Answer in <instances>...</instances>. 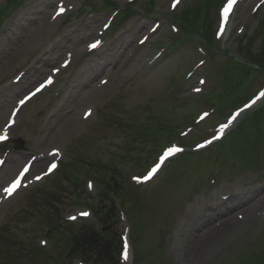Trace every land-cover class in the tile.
Returning <instances> with one entry per match:
<instances>
[{
  "label": "rangeland",
  "instance_id": "374dc122",
  "mask_svg": "<svg viewBox=\"0 0 264 264\" xmlns=\"http://www.w3.org/2000/svg\"><path fill=\"white\" fill-rule=\"evenodd\" d=\"M6 1L0 0V10L3 9ZM151 1L69 0L64 6L66 12L49 21L47 28H45V24L40 27L43 31H37L33 41L24 42L15 47L16 59L6 62L5 66L0 65V80H2L0 91L4 92L3 102L7 101V103L12 101L15 103L17 100L18 92L5 90L13 78L21 73L30 72V76L24 80L23 86H26V82H30L34 78L36 69L34 70L32 67L35 65L41 67V73L44 72L46 75L51 68L57 65L61 66L64 55L73 51L75 46L77 48L81 42H87L88 36L92 39L94 31L99 27L102 35L98 34L96 38L100 43L111 45L116 40L118 49L126 44L127 50L132 56L120 68L114 66L109 73L100 74L98 79L104 83L97 87L92 95H89L86 93L90 87L83 82L86 80L88 82V78H91L88 73L93 74L97 69L99 70V66L95 64L98 61V55L95 51L93 54L88 51L82 52L73 62L64 67L58 76L53 77L55 85L52 88L45 87L44 90H48L30 100L20 112L15 114L16 126L10 125L11 115L15 108H6L0 130L4 125L9 126L13 139L18 141L10 143L9 149L0 154V157L5 155L12 157L9 159L8 165L4 167L5 170L0 171V177L11 171L19 153L29 152L31 155L36 150L45 147L43 141L47 138L49 141L55 133L57 125L55 114L67 113L68 115L75 109H82L83 113L88 111V117L78 125L75 124L66 130L63 135L60 134V143L55 146V149H58V160L61 159L60 164L75 160L77 157L89 156L102 162H109L118 171L124 172L125 176L141 177L146 170H144V166L140 167V164H146L147 158L152 163L156 155L143 157L142 162L137 166V161H131V154L133 153L134 156L135 148L139 144L135 138L126 140L124 133L119 131L120 127H126L129 125V120L136 117L147 121H157L160 118V112L167 109L169 113L175 111L193 116L191 119L193 124L185 129L188 133L192 126L200 125L196 122L203 119H196L197 110L201 109V112L205 111L204 113L207 114V106L199 102L196 106L193 104L185 108V102L182 101L187 102L192 98L199 100L198 96L214 92L219 85L223 88L225 84V92L230 87H234L228 82L225 83V70L229 67L225 66V61L228 56H237L238 58L235 59L239 60L240 58L241 61H246L243 58L245 55L239 57L238 44L241 40L246 42L247 38L252 36L259 27V20H264V0H242L238 3L234 11V20L232 19L235 31L225 38L217 34L220 19L219 6L218 4L213 6L209 10V15L213 19L212 29L217 35L215 42H217L218 49L210 52L203 49L204 42L198 36H193L195 42L188 40V36L181 30L182 25L176 19V15L184 12L195 0H180L175 7L172 6L173 0H155L154 5L148 4ZM45 3H48V9L55 8L53 0H23L19 6L14 9L10 8L0 29L1 40L5 38L9 24H11L10 27L22 25L29 27L31 25L30 17L35 13H40ZM127 9L132 14L129 15L125 23L118 24L117 27L114 20L122 19L123 13ZM114 16H117L116 19ZM137 22L141 23L134 31L133 27ZM210 22L209 19L208 23ZM153 27L156 32L143 45H138L137 41L140 36ZM76 37H79L81 42L72 43L70 39L74 40ZM132 39L136 40L131 42ZM176 39L181 42H175ZM260 46L261 37L259 36L255 50L248 48L243 50V53L248 51L249 55L254 56L260 52ZM3 48L5 46L0 44V51ZM104 51H106L105 56L110 53L107 48ZM45 53L48 55L45 56ZM111 54L112 57L115 56L118 54L117 50L114 49ZM41 59L45 60V63L40 62ZM46 59H51L52 62H47ZM91 65L89 71L88 68ZM77 70L79 76L87 72L86 77L79 82V78L74 76ZM41 75H39V80L44 77L43 74ZM254 75L253 73L252 76ZM204 78L207 80L205 85ZM257 78V81L252 82L255 89L252 88L251 93H255V90L264 84L263 78ZM222 88L220 89L222 90ZM19 89L20 93H24ZM172 96V105H167L168 99ZM84 98H88L85 106L81 104ZM61 104L63 111L59 108ZM205 116L203 115V117ZM140 119L133 120V124L130 125L132 132L142 134L145 123ZM192 129L191 132H195V129ZM205 134L208 136L210 130L208 129ZM256 149L249 150L253 153L254 159L257 158ZM187 150L191 152L192 147ZM260 157L262 161L258 159L254 165L262 166L261 171L253 169L254 166L248 167L252 171L246 170L239 177L230 180L222 179L213 184L211 188H214L210 193L202 192L204 189H208L209 181L227 177L231 174L229 169L233 170L236 165L243 168L245 165L241 162L236 164L235 160L228 161L224 157H213L203 164L198 162L197 157L186 156L184 164L182 160L175 161L179 157L173 159L174 161L172 160V163L167 166L169 169L166 167L162 175L148 185H141V180L138 181L131 177V181L134 182L132 183V196L135 200H142V208L145 207V209L141 213L139 204H133L132 208L128 209L130 214L132 211L135 212L137 219L142 221L134 230V236L137 239L136 246L139 250V262L135 263V260L131 259L134 257L130 255L131 258L127 262L124 260L123 264H220L221 262L236 264L235 260L240 264L242 256H244L242 259L248 264H264V214L262 213L247 220H243L245 216L243 215L242 219L229 225L228 230L220 229L212 232L214 236L211 244L205 247L206 254L197 260L187 258L188 246L194 242L197 237L195 235H198L201 229L196 223L197 213L204 214L208 203L223 209L225 205L222 202L226 195L229 196L242 189L249 191L264 189V147ZM210 161H213L212 165H210ZM79 165L80 167L73 166L77 172H81L83 166L81 162ZM165 172L166 174H164ZM54 175L41 176L38 180L39 183H33L29 188L22 190L4 208H0L1 233L5 234L10 231L16 239L21 240L24 236H28L33 229L40 227L39 223L42 220H36V217L31 218L36 214V211L27 205V191L34 186L44 184L47 180L52 182H50L49 189L47 184V192L49 190L61 196V193L63 195L65 194L64 190H67L68 198L75 199V192L71 186L67 184L66 186L61 180L58 181L57 177H53ZM56 181L60 187L54 185ZM136 184L141 186H136ZM95 189L94 186L91 194H95ZM198 189L202 191H199L200 193L190 202L186 201L181 205V208L173 210V214L170 212L168 215L165 214L168 210L167 203L179 206L180 201ZM118 190H121L120 195L126 202L130 201L131 193L124 185L119 186ZM220 190L223 191L221 196L213 195L214 192L216 194ZM68 198L65 199L66 203ZM238 199V204L231 203L222 212L231 213L236 208L245 206V204H240L244 199ZM78 212L79 210L72 206L66 215L69 216L70 213H72L70 215H77ZM242 212L244 211L239 210L236 213ZM123 217L120 231L129 238L130 234L127 232L131 233V226L126 217ZM38 235L36 234V237ZM132 238L131 233L130 239L132 240ZM247 248L249 249L245 253ZM131 252L133 253V249L130 250Z\"/></svg>",
  "mask_w": 264,
  "mask_h": 264
},
{
  "label": "bare ground",
  "instance_id": "6f19581e",
  "mask_svg": "<svg viewBox=\"0 0 264 264\" xmlns=\"http://www.w3.org/2000/svg\"><path fill=\"white\" fill-rule=\"evenodd\" d=\"M67 1L69 0H59V3L56 4L58 0H55V1L53 0V3L55 4V8L53 9H48L49 5L48 3H45L40 13H35L34 16L30 17L31 25L29 27L23 26V25L18 26V27H10L11 24H9L7 27V32L5 34V38L1 40V37H0V44L5 46V48H3L0 51V65H4L8 61L15 60L16 59L15 47L18 46L19 44H23L24 42L33 41V38L35 37L34 34L37 33V31L39 30L43 31V29L40 27H42L44 24H45V28H47L49 24L48 22L58 17V14H57L58 9H60V7H62L63 4H65ZM140 23L141 22H137L134 24V27H133L134 31H136L135 29L138 27V25H140ZM92 29L94 30V28ZM89 31H91V29H89ZM227 31L230 35L231 32L235 31L234 26L229 25ZM100 32L101 31H99V28H98L96 31H94V34H93L94 37L92 39H90V36H88L87 42H81L79 37H76V39H74L75 41L70 39L72 43L81 42V45L78 46L77 48L75 46V49L73 51H69L68 54L64 55L63 62L65 61L67 63L68 61L75 59L80 53L93 50V48H90L89 46L95 43L97 34H100ZM122 47L123 45L121 46V48ZM113 48L118 50L116 46V42L113 43L111 46H109L108 51L112 53ZM102 54H103V50L99 49V53L97 57L98 61H96L95 63L99 66V70L97 69L93 74L88 73V75H90L91 78L90 77L88 78V82L87 80L83 82V83H86L88 87H90L86 94L92 95V93H94L97 87H100L102 85L103 81L101 79H98L100 74L104 72H109V69L114 66L120 68L121 66L125 65L127 61H129L131 58V56H129L128 53L121 52V51H119V53L113 57L110 54L103 57ZM44 55L47 56L48 54L45 53ZM100 56H101V59L99 60ZM46 61L52 62L51 59H46ZM40 62L45 63V60L41 59ZM33 69L34 70L36 69L33 75L34 78L31 79L30 82H26V86H23V88H27V89L22 95L19 96V102L21 100H24L25 97H27L28 95H32L33 93H36L37 92L36 89L39 88V85L45 82L47 78L49 79L51 75L58 74V71L60 70V65H57L56 67L51 68L49 72L46 73V75H44V72L41 73L42 71L41 67L39 68L38 66H36V67H33ZM41 74H43L44 77L43 79L39 80L40 78L39 75L42 76ZM86 75L84 76V78L86 77ZM29 76H30L29 73H27L26 75H23L20 78V80H22V85L25 84L24 80L28 78ZM8 88L10 90H14L15 88V91H16L18 89V85L17 86L15 85V87H8ZM1 100H2V94L0 95V104H1ZM87 102H88V98H84L81 101V104L85 106ZM59 108H61L63 111L62 104L59 106ZM59 108L58 110H60ZM84 113L82 109H79V110L75 109L71 111L68 115L67 113H64L63 115L55 114L54 115L55 122L57 123L55 133L49 139L46 148L44 150H39L38 153L32 159H29V158L25 159L26 158L25 156H20V157L17 156L16 162L22 165V166H19L18 168L29 167L30 172L33 175H41L45 173L47 169L49 168L48 164L50 160H52L55 157L54 150H55V146L58 143H60V139H61L60 134L63 135L66 130H69L75 124L78 125L80 122H82L84 119ZM0 114H2V112H0ZM247 194L253 196V195L258 194V191H253V192L248 191ZM229 201H231V198H229ZM3 202H4V196L0 194V205ZM247 203H250V206L247 208L246 212H244V215H246L245 219L256 217L262 211H264V195L261 196L260 200H253L252 202H247ZM217 211L218 209L215 208L213 211H210V213L213 214V213H216ZM204 212L207 213L208 209L207 210L204 209ZM197 217H198V224H201V222L204 224V220H205L204 217L206 218V216H203V214L197 213ZM220 227H221L220 229L223 231L227 230L226 227L223 228V221L220 224ZM213 236H214V233L212 234L211 230H207L206 232L201 233V235H199L196 239H194V242L191 243V245L189 244L187 258L189 257L188 259H195V260L202 258L203 255L206 254V252H204L206 250L205 247L208 244H211Z\"/></svg>",
  "mask_w": 264,
  "mask_h": 264
},
{
  "label": "trees",
  "instance_id": "16d2710c",
  "mask_svg": "<svg viewBox=\"0 0 264 264\" xmlns=\"http://www.w3.org/2000/svg\"><path fill=\"white\" fill-rule=\"evenodd\" d=\"M204 9L203 5H197L195 7V20L193 23H199V14L200 12ZM198 25V24H197ZM208 27V26H207ZM208 30V28H207ZM261 34L264 36V20H261V25L258 30V35ZM253 44V43H252ZM264 52V50H262ZM255 58L259 61L260 65L264 68V54H255ZM104 177V176H103ZM98 181L102 183L104 186L102 187V192L100 194V204L98 206L99 210V219L100 221L102 220L104 223L105 230H103L100 233H97L98 236L94 238V241L91 243L90 248H79L77 247V251H82L84 253H87L86 256L89 257L92 261L93 264H107L108 261L110 260L111 263L113 261L118 262L119 257H120V250L119 247L117 246L119 243L118 237L112 232V224L111 222L108 224V218H109V212L114 211V203L109 199L111 197V190L107 189L106 183L102 180V175L99 176ZM101 221V223H102ZM58 228V227H57ZM57 228L51 229L53 232H58ZM65 233V232H62ZM62 233L58 234L61 235ZM111 233V235H110ZM70 232H68V237H70ZM93 240V236L90 237ZM80 242V241H79ZM117 242V244H116ZM89 243V245H90ZM2 246H6V250H9L10 254L15 257V252L12 250L11 246L8 242H0ZM81 245L82 244L80 242ZM116 244V246H115ZM9 249H8V248ZM21 248V246H20ZM19 248V249H20ZM19 249L17 252H19ZM16 251V250H15ZM16 255H18L16 253Z\"/></svg>",
  "mask_w": 264,
  "mask_h": 264
},
{
  "label": "snow or ice",
  "instance_id": "6c2138e0",
  "mask_svg": "<svg viewBox=\"0 0 264 264\" xmlns=\"http://www.w3.org/2000/svg\"><path fill=\"white\" fill-rule=\"evenodd\" d=\"M179 3V0H173V7H175L177 4ZM235 3V0H229V3H228V7L224 9V17L225 19H227V13H228V10L231 8L232 4ZM64 11V8L63 7H60L59 9V12H63ZM59 12L57 14H59ZM99 41H96L95 43L91 44L89 47L90 48H95L99 45ZM48 83H51V80L49 79ZM43 87V85L41 86ZM36 91H40V88H37ZM199 91V90H197ZM35 93H33L34 95ZM264 97V91H261L259 96L257 97V99L259 98H262ZM25 99H28V97H25ZM25 101L24 100H21L20 103L23 104ZM249 105H245V107H248ZM207 115V114H205ZM236 118V114H234L231 119L234 120ZM228 127V124H223L221 125V131H223V129L227 128ZM7 138V132L6 130L3 131V132H0V140H4ZM215 139V137H214ZM182 151V149L176 147V146H172V147H169L167 149L164 150V154L162 156L159 157V163H157L156 165L153 166V168L148 172L147 175H144L142 177H134V179L136 180H148L150 179L153 175H155V173L158 171L159 167H160V163H163L164 160H166L168 157L172 156L174 153H177V152H180ZM56 165L53 163L51 164V166L49 167L48 171L51 172L53 169H55ZM27 168L24 169V172H27ZM24 172H22L20 174L19 177H17L15 180H13L11 182V184L4 188L3 191L4 193H6L8 196H11L20 186H21V178L23 177L24 175ZM36 179H40V177H36ZM80 215L82 216H87L89 215V213L87 212H82L80 213ZM71 219H75V217H71ZM125 258H126V253H125Z\"/></svg>",
  "mask_w": 264,
  "mask_h": 264
}]
</instances>
